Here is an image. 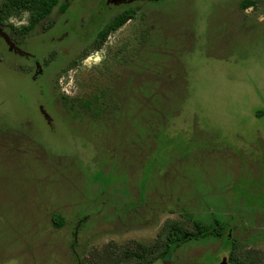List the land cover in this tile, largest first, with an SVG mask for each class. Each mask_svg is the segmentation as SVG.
<instances>
[{"label": "rangeland", "instance_id": "rangeland-1", "mask_svg": "<svg viewBox=\"0 0 264 264\" xmlns=\"http://www.w3.org/2000/svg\"><path fill=\"white\" fill-rule=\"evenodd\" d=\"M244 1L134 0L94 50L124 6L61 0L12 34L32 60L0 42V264H115L114 245L161 254L175 227L215 220L229 238L174 264H264V0ZM37 72L40 99L22 79Z\"/></svg>", "mask_w": 264, "mask_h": 264}, {"label": "trees", "instance_id": "trees-1", "mask_svg": "<svg viewBox=\"0 0 264 264\" xmlns=\"http://www.w3.org/2000/svg\"><path fill=\"white\" fill-rule=\"evenodd\" d=\"M60 3L61 0H2V2L0 3V23L1 24L10 23L8 22L9 18L17 17L19 14L23 12H27L29 14L28 25L18 27L12 23L9 24L12 34L18 37H23L24 35L33 31L34 28L39 23H41L45 18L50 16L51 13L60 5ZM254 5H255L254 1L248 0V1H244V3L241 6L242 8H248ZM67 7H68L67 3L60 6L62 11H65ZM138 11H139L138 8H129L115 15L110 20V22L107 23L106 26H103L101 29L98 30L96 36L93 39L92 49L94 50L100 49L103 46V44L107 41L110 34L112 32L117 31L118 29L123 27L127 22L132 20ZM84 55L85 54L78 57L74 62H71L69 66L66 67V69L78 65L80 61L83 60V58L85 57ZM55 68L56 67H53L52 69L54 70ZM44 76L45 74L41 76L40 80H42ZM25 81L28 84L26 85L30 88L31 94H34L37 98L39 97L40 99L41 96H38V92H37L40 89L39 85L38 84H36L38 86L31 85L29 84L30 82L28 80ZM195 225L197 229L195 233H190L179 227H175L174 230H171V233L168 235L166 239V246L164 247L161 254L155 255V247H154V253L152 256H150L148 253L149 251L147 246L141 243H137L135 241H131L126 245L112 246L111 249H115L117 251L111 253L107 257L109 259L111 258L115 259L116 260L115 264H126V262L132 263L133 261L138 264H144V263L150 264L152 262L154 263V260L160 258L169 262L171 261L170 264H174L171 260L173 253L187 241L196 238L198 239L205 237H214V238L222 239L224 237L229 238L230 236L227 233L226 224L221 223L218 220H215L210 225L201 222H196ZM134 244H138V247L135 248V250H134L135 247ZM233 249L234 247L232 246L231 250ZM233 264H243V263L240 262L239 260H233Z\"/></svg>", "mask_w": 264, "mask_h": 264}, {"label": "flooded vegetation", "instance_id": "flooded-vegetation-1", "mask_svg": "<svg viewBox=\"0 0 264 264\" xmlns=\"http://www.w3.org/2000/svg\"><path fill=\"white\" fill-rule=\"evenodd\" d=\"M113 1H115V2H117L118 4H121L122 6H124V9L123 10H126V9H129V8H133L132 7V5H131V2L132 1H134V0H113ZM246 1H248V0H246ZM250 1H252V0H250ZM244 2H242V3H240V7L242 8V4H243ZM121 6V7H122ZM252 7V6H251ZM249 8V7H248ZM243 9H247V8H243ZM122 10V11H123ZM14 21V20H12L11 18H9L8 19V22H10V21ZM264 21V20H263ZM10 23H7V24H1L0 23V42L1 43H4L5 44V46L7 45V48L9 49V53H15V52H18V53H15V55H18L21 59H25V60H32L33 59V57L34 56H32V55H30L28 52H27V50H25V52H26V55H22V52L24 51H21V50H18V46L20 47V45L18 44V42H17V39L16 38H12V33H11V29H10V25H9ZM18 27H20V26H18ZM51 31H53V30H51ZM30 33V32H29ZM28 33V34H29ZM28 34H26V35H28ZM4 35V36H3ZM8 36V38L10 39V41H11V43L16 47V49H13V50H11L10 49V45L8 44V42L6 41V38H5V36ZM26 35H24L23 37H25ZM15 36V35H14ZM18 37V36H17ZM18 38H22V37H18ZM7 43V44H6ZM22 49V48H21ZM11 55V54H10ZM35 65L37 66V68L39 69L41 66L39 65V63L37 62V63H35ZM44 75V73H42V72H37L36 74H34L33 76H23V78L22 79H25V80H28L30 83L29 84H31V85H36V84H38V79L40 80L41 79V76H43ZM48 123H46V125H48L49 126V128H52L53 129V127H54V122L53 121H51V118H50V120H48V118L45 116V118H44ZM218 239V238H217ZM77 241V240H76ZM132 241H135V242H137V243H139L138 242V240H132ZM128 243H130V241L128 242ZM127 243V244H128ZM111 244H113V243H111ZM110 244H108V245H105V246H109ZM126 245V244H125ZM135 245V247H134V250H135V248H137L138 247V244H134ZM86 246H87V244H86ZM148 247V253H149V255L150 256H152L153 255V253H154V243L152 242V243H150L149 244V246H147ZM102 254L103 255H106V257L108 256V255H110V253H108L107 251H104V252H102ZM87 259H91V256H90V254L88 255H85V257H83V259H82V257H81V263H83V264H92V263H89V262H83V260H86L87 261ZM171 262V261H170ZM224 262H226V260H223V262L221 263V264H224ZM164 263H166V260H164ZM150 264H154L153 262L152 263H150Z\"/></svg>", "mask_w": 264, "mask_h": 264}, {"label": "water", "instance_id": "water-1", "mask_svg": "<svg viewBox=\"0 0 264 264\" xmlns=\"http://www.w3.org/2000/svg\"><path fill=\"white\" fill-rule=\"evenodd\" d=\"M3 36H4V35H3ZM5 38H6V41L8 42V44L10 45V49H11V50L16 49V47L11 43V41H10V39L8 38L7 35L5 36ZM165 264H170V262H169V261H166ZM224 264H226V262H224Z\"/></svg>", "mask_w": 264, "mask_h": 264}]
</instances>
